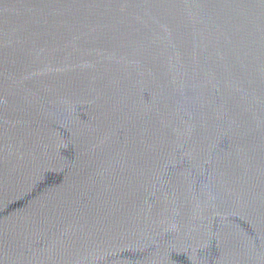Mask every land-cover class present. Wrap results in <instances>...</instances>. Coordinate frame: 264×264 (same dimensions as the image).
Returning <instances> with one entry per match:
<instances>
[{"label":"water","instance_id":"95a60500","mask_svg":"<svg viewBox=\"0 0 264 264\" xmlns=\"http://www.w3.org/2000/svg\"><path fill=\"white\" fill-rule=\"evenodd\" d=\"M0 264H264V0H0Z\"/></svg>","mask_w":264,"mask_h":264}]
</instances>
